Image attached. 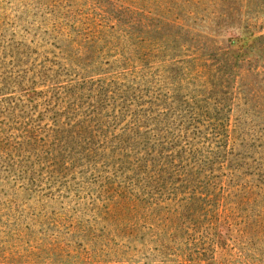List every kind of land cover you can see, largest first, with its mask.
Returning <instances> with one entry per match:
<instances>
[{"label": "rangeland", "instance_id": "obj_1", "mask_svg": "<svg viewBox=\"0 0 264 264\" xmlns=\"http://www.w3.org/2000/svg\"><path fill=\"white\" fill-rule=\"evenodd\" d=\"M0 264H264V0H0Z\"/></svg>", "mask_w": 264, "mask_h": 264}]
</instances>
